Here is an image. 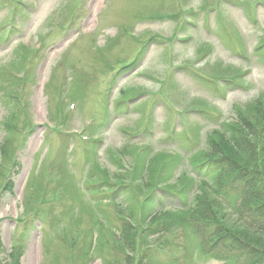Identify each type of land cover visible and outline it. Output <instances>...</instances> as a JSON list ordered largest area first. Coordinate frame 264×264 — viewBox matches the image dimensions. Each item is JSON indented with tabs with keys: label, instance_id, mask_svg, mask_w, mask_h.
<instances>
[{
	"label": "rangeland",
	"instance_id": "1",
	"mask_svg": "<svg viewBox=\"0 0 264 264\" xmlns=\"http://www.w3.org/2000/svg\"><path fill=\"white\" fill-rule=\"evenodd\" d=\"M259 101L264 0H0V264H234L156 188L204 189L264 248L194 167ZM252 147L233 168L263 169Z\"/></svg>",
	"mask_w": 264,
	"mask_h": 264
},
{
	"label": "trees",
	"instance_id": "2",
	"mask_svg": "<svg viewBox=\"0 0 264 264\" xmlns=\"http://www.w3.org/2000/svg\"><path fill=\"white\" fill-rule=\"evenodd\" d=\"M248 110L255 118L251 120L248 113L242 112L237 123L228 124L225 127L226 131L216 133L217 143L211 145L207 154L208 159L197 158L194 167L198 174L204 172L216 174L220 178L217 190L228 198L235 197L240 204L235 210L238 213L246 211L245 218L248 216L253 218V224H257L258 232L256 233L253 227L249 228L255 231V234H264V166L263 169L256 166L254 169L248 167L244 169L242 166L233 168L230 161L232 151H241L240 147H243L241 152L252 160H255L252 146H258L260 151L264 152V103L259 101ZM246 143L248 145H245ZM187 189L188 187L181 192H170L182 206L178 209L176 218L182 220L183 214H189L190 220L194 222L191 228L193 235L204 243L203 247L207 249L208 254L219 258L215 250L226 251L234 255L232 257L226 255L224 259L234 264L237 260H241L242 264H264V248L249 240L248 235H240V232L235 230V224L228 220V213L223 211L218 203L209 200L207 192L202 187L203 191L195 196L194 205L186 195ZM122 233L128 241L134 240L133 231L128 233V230L122 229Z\"/></svg>",
	"mask_w": 264,
	"mask_h": 264
},
{
	"label": "bare ground",
	"instance_id": "3",
	"mask_svg": "<svg viewBox=\"0 0 264 264\" xmlns=\"http://www.w3.org/2000/svg\"><path fill=\"white\" fill-rule=\"evenodd\" d=\"M30 255H31V258L34 259L35 258V255H36V251H35V248L34 246L31 247V250H30Z\"/></svg>",
	"mask_w": 264,
	"mask_h": 264
}]
</instances>
